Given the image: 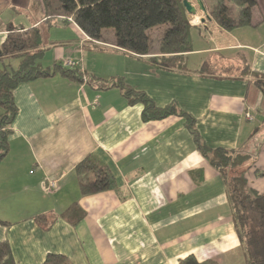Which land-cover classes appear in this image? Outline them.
I'll list each match as a JSON object with an SVG mask.
<instances>
[{"label": "crops", "instance_id": "0c3cea01", "mask_svg": "<svg viewBox=\"0 0 264 264\" xmlns=\"http://www.w3.org/2000/svg\"><path fill=\"white\" fill-rule=\"evenodd\" d=\"M202 1L207 15L189 0L196 15L189 14L193 48L185 61L194 73L156 69L150 57L116 48L113 31L98 46L56 18L51 29L68 32L53 35L41 0H0V46L12 29L39 26L44 67L72 61L94 84L123 79L158 107L177 104L197 120L210 148L255 158L248 182L264 194V96L253 84V75L264 76V0L252 25L230 32ZM207 63L212 74L196 72ZM94 84L58 74L14 91L18 115L0 163V242H9L16 264H42L49 254L69 264H178L189 256L246 264L225 182L184 118L145 123L143 105ZM88 156L111 170L116 189L81 195L75 168ZM74 203L87 213L77 226L60 217ZM42 214L58 218L42 229L35 219Z\"/></svg>", "mask_w": 264, "mask_h": 264}, {"label": "trees", "instance_id": "16d2710c", "mask_svg": "<svg viewBox=\"0 0 264 264\" xmlns=\"http://www.w3.org/2000/svg\"><path fill=\"white\" fill-rule=\"evenodd\" d=\"M46 12L45 25L51 28L56 18H72L83 33L95 45L104 46L108 31L115 35V47L138 58L150 57L151 66L165 71L194 73L186 67L185 55L193 48L191 19L184 6L185 0H41ZM208 1V0H207ZM209 14L222 30L252 25L257 0H210ZM209 2V1H208ZM234 7L238 12H234ZM62 22L68 23L67 20ZM166 25L158 46L153 53L151 32ZM42 29H12L0 46V163L10 151L9 137L12 125L18 115L14 91L22 84L39 79L62 77L79 83H92L86 73L78 67L65 68L58 63L44 67L42 60L46 53ZM16 60V65L11 61ZM202 75L212 74L207 63L196 71ZM254 86L264 96V76L253 75ZM99 89L118 88L130 105L141 104L145 123L164 120L171 116L184 118L197 149L222 176L233 213L236 233L239 237L246 264H264V194L249 186L247 169L253 167L255 158L249 154L225 148H210L202 139L197 120L172 103L158 107L144 92L130 88L123 79L94 84ZM243 169V170H242ZM79 178L82 196H91L114 190L117 183L111 170L94 156L83 159L75 168ZM86 211L78 204H72L61 214V218L77 226ZM58 217L54 214L36 216L42 229H48ZM0 264H16L8 241L0 242ZM42 264H69L61 254H49ZM178 264H218L207 261L199 263L189 256Z\"/></svg>", "mask_w": 264, "mask_h": 264}, {"label": "rangeland", "instance_id": "374dc122", "mask_svg": "<svg viewBox=\"0 0 264 264\" xmlns=\"http://www.w3.org/2000/svg\"><path fill=\"white\" fill-rule=\"evenodd\" d=\"M209 2L208 3H211L210 0H208ZM166 28V25H163L161 27H157L155 29H153V31L151 32V36H152V47H153V50H157L158 49V46H159V43H160V40L162 38V32L163 30ZM51 29V28H50ZM68 31H66L64 29V27H53L51 29V33H53V35H58V37H62V35H65ZM12 64H16L17 61L16 60H12L11 61ZM43 65L45 66L46 65V62H43ZM3 66L0 64V68H2ZM243 170V169H242Z\"/></svg>", "mask_w": 264, "mask_h": 264}, {"label": "water", "instance_id": "95a60500", "mask_svg": "<svg viewBox=\"0 0 264 264\" xmlns=\"http://www.w3.org/2000/svg\"><path fill=\"white\" fill-rule=\"evenodd\" d=\"M197 2H198V5H199V8L201 9V11H203L207 15V9H206L203 1L197 0ZM184 6L186 7L188 14L196 15V10H195V8L192 7V4L189 2V0L184 1Z\"/></svg>", "mask_w": 264, "mask_h": 264}, {"label": "built area", "instance_id": "2783aa9c", "mask_svg": "<svg viewBox=\"0 0 264 264\" xmlns=\"http://www.w3.org/2000/svg\"><path fill=\"white\" fill-rule=\"evenodd\" d=\"M62 20H67L68 22H71V23H73V20H72V18H61ZM63 65H64V67H67V68H74V67H76L77 66V63H75V62H72V61H64L63 62ZM250 118V117H249ZM52 186H54V184H52Z\"/></svg>", "mask_w": 264, "mask_h": 264}]
</instances>
